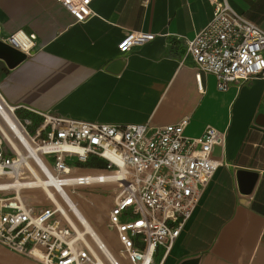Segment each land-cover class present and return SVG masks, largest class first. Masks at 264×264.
Instances as JSON below:
<instances>
[{"label":"crops","instance_id":"1","mask_svg":"<svg viewBox=\"0 0 264 264\" xmlns=\"http://www.w3.org/2000/svg\"><path fill=\"white\" fill-rule=\"evenodd\" d=\"M264 30V0H227ZM85 21L58 0H0V41L34 35L30 54L0 59V93L13 106L89 122L168 125L189 117L185 134L226 131L212 180L178 237L156 264H264V80L220 90L196 80L185 41L212 19L208 0H93ZM129 31L156 35L131 51ZM35 113V112H34ZM110 233V231H108ZM112 233V232H111ZM0 243V264H41Z\"/></svg>","mask_w":264,"mask_h":264},{"label":"built area","instance_id":"2","mask_svg":"<svg viewBox=\"0 0 264 264\" xmlns=\"http://www.w3.org/2000/svg\"><path fill=\"white\" fill-rule=\"evenodd\" d=\"M58 1L77 21L92 15L93 0ZM208 2L213 6L212 19L185 41L198 83L202 74L215 75L220 90L264 80V30L227 0ZM155 37L129 31L119 49L131 51ZM34 39L18 31L3 42L28 55ZM18 109L0 93V122L11 135L9 139L0 128V243L41 264H156L159 249L167 251L172 246L221 164L213 157L214 148L224 152L227 143L226 131L211 126L198 137L186 135L189 117L152 125L89 122L33 111L40 119L31 129L32 121H22ZM5 113L14 119L23 138L8 125ZM92 157L104 160L106 167L76 172ZM34 171L42 178L51 174L65 188L70 187L68 183L102 184L93 183L90 175L122 171L123 179L110 177L106 182L119 187L107 223L119 247L111 248L101 233L79 235L53 199L49 206L30 202L23 193L27 188L14 184L35 178ZM53 192L65 203L60 191ZM66 210L80 227L79 217Z\"/></svg>","mask_w":264,"mask_h":264},{"label":"rangeland","instance_id":"3","mask_svg":"<svg viewBox=\"0 0 264 264\" xmlns=\"http://www.w3.org/2000/svg\"><path fill=\"white\" fill-rule=\"evenodd\" d=\"M17 116L22 120H30L34 128L40 116L31 110L19 108L16 111ZM95 169H101L93 165L83 164L76 172H93ZM69 194L79 205L81 211L90 220L93 227L98 230L106 240H109L114 249L119 247V243L114 233H108L107 223L109 219V211L114 205V197L119 191L117 183L77 185L67 188ZM27 199L37 205L49 206L50 200L42 188L26 189L23 191ZM15 255V254H14ZM18 256V255H16Z\"/></svg>","mask_w":264,"mask_h":264},{"label":"bare ground","instance_id":"4","mask_svg":"<svg viewBox=\"0 0 264 264\" xmlns=\"http://www.w3.org/2000/svg\"><path fill=\"white\" fill-rule=\"evenodd\" d=\"M4 117H5L8 125L13 129L14 133L16 135L20 136L21 138H23V135H22L18 125L14 121V119H12V117L8 113H5ZM0 128L3 131V133L6 135V137L11 139V135H10L9 131L6 129V127L1 122H0ZM34 175H35V178H33L31 180L17 181L14 184V187L19 186L21 188H27V189L43 188L42 190L46 194L47 199L51 198L57 203L59 209H61L63 211V213H65V215L67 216L69 221L75 226L79 235H82L83 231H85V233L100 234V232L93 227L90 220L81 211V209L79 208V205L75 202V200L73 199L71 194H69L68 189L65 187H60L58 180L54 176L49 174L48 175L49 178H42L38 173H36V171H34ZM94 177H96V178H94ZM110 177H114L115 179H123V172L122 171H119V172H102L99 175H90V179H93V183H100L101 182L102 184H105L107 181H109L107 179H109ZM66 185L72 186L73 184L68 183ZM55 188L61 192V195L65 200V203L63 201H60L57 199V197L55 196V194L53 192V190H55ZM66 208L71 209V211H73L79 217V219L82 221V224L79 225L80 227H78V225L76 224V222L74 221L72 216L67 212ZM107 241L109 242V240H107ZM110 246H111V244H110ZM111 248H113V246H111Z\"/></svg>","mask_w":264,"mask_h":264},{"label":"water","instance_id":"5","mask_svg":"<svg viewBox=\"0 0 264 264\" xmlns=\"http://www.w3.org/2000/svg\"><path fill=\"white\" fill-rule=\"evenodd\" d=\"M25 57V53L13 48L7 43L0 41V59L5 61L8 67L12 68L16 66L19 62L25 59Z\"/></svg>","mask_w":264,"mask_h":264},{"label":"trees","instance_id":"6","mask_svg":"<svg viewBox=\"0 0 264 264\" xmlns=\"http://www.w3.org/2000/svg\"><path fill=\"white\" fill-rule=\"evenodd\" d=\"M86 165H93L95 167L98 168H105L106 167V163L104 160L96 158V157H92L88 160L87 163H85Z\"/></svg>","mask_w":264,"mask_h":264}]
</instances>
